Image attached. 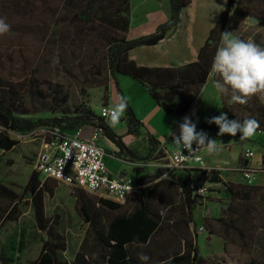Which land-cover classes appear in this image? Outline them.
Returning <instances> with one entry per match:
<instances>
[{
    "label": "rangeland",
    "instance_id": "374dc122",
    "mask_svg": "<svg viewBox=\"0 0 264 264\" xmlns=\"http://www.w3.org/2000/svg\"><path fill=\"white\" fill-rule=\"evenodd\" d=\"M206 1L214 2L217 8L223 7L222 0H202L203 3ZM102 2L104 5L111 4L106 0ZM120 2L122 0L116 5L123 10ZM131 3L128 39L156 32L157 27L153 29L152 19L159 21L167 13L170 15L169 0H159L156 12L152 1L131 0ZM198 9L200 12V7ZM77 10L75 3L68 0L66 3L63 0H0V17L11 25V30L0 36V76L5 77L12 90L18 91V97L24 96L28 106L40 108V112L32 114V117L74 115L84 110L99 114L102 106L114 107L119 100L108 68L107 47L109 40L120 38L122 33L115 32L111 24L103 20L101 7L97 8L89 23L73 17ZM251 18L255 19L254 23H250ZM226 31L231 32L235 38L253 41L264 47V0H239ZM119 78L121 89L136 116L157 139L164 140L171 133L179 134V123L184 115H167L145 87L131 77L119 75ZM215 78L216 74L212 73L209 77L210 85L203 96V101H209L210 104L214 102L213 95L218 93L222 96L215 88ZM14 98L16 97L12 99ZM65 98L67 101L63 102ZM258 99L264 106V95L258 94ZM217 110L219 112L215 116L224 113L221 103ZM187 116L191 118V113ZM197 118V131L203 130L210 139H216L219 148L213 154L203 150L205 165H216L211 167L217 173L211 171L201 176L208 189L203 195V205L194 213L195 221L200 226L197 242L201 253L207 259V264H264V198L256 196L247 202L236 200L226 187V184L264 186V165L260 160L264 148V133L257 130L254 136L246 140H240L239 133L236 137L227 134L217 136L219 129L215 124L199 121L201 117L197 115L193 121ZM125 120L126 113L115 126L118 131L122 129ZM1 129L0 127V132ZM43 129H37L34 135L30 133L25 136L8 130L9 135L18 140L19 144L12 151L0 149V184L19 195L23 194V188L35 170L45 137ZM92 131L93 127L86 125L82 135L88 136ZM169 141L170 138L166 142ZM106 149L109 151L107 162L116 160L110 149ZM247 149L255 154L251 165L260 169L249 182L239 172L243 153ZM163 156L160 154L156 158ZM166 163L161 158L159 161H152L149 166L137 167L139 173L147 174L142 179L144 189L148 190L153 186L155 177L162 172V166ZM217 166L222 167L218 170ZM174 175L186 174L175 172ZM51 182L55 184V181ZM57 184L56 195L53 198L46 196L47 213L52 218L60 216V229L68 242V251L63 256L73 260L87 236L89 224L77 210L74 196L77 188L60 182ZM175 186V183L160 186L158 190L161 191V196L151 200L161 208L164 206L162 216L165 220L151 244L131 247L137 255L142 252L149 257L153 254L159 258L183 246V234L188 229L184 220L188 221L189 217L180 211L182 202L171 211L166 209L167 204L175 198L180 201L179 189ZM85 192L102 198L97 193ZM139 199L140 197H135V200L126 202L116 210L101 208L98 215L107 220L119 214H128L137 207ZM6 205V201H0V207ZM18 205L23 209L22 216L18 221L8 222L0 231V264H30L37 259L43 241L48 237L47 232L37 229L34 212L27 198H20ZM205 224L215 233L209 234L202 229ZM189 227L192 232L193 225L190 224Z\"/></svg>",
    "mask_w": 264,
    "mask_h": 264
},
{
    "label": "trees",
    "instance_id": "16d2710c",
    "mask_svg": "<svg viewBox=\"0 0 264 264\" xmlns=\"http://www.w3.org/2000/svg\"><path fill=\"white\" fill-rule=\"evenodd\" d=\"M66 1L63 0L65 3ZM68 1L75 3L76 9H78L73 16L75 19L89 23L93 19L94 12L101 7L104 13L103 20L110 23L115 32L122 33L120 38L109 40L107 47L108 68L119 98L126 96L121 89L118 76H128L145 87L151 98L167 115L183 116L202 93L213 73L211 66L215 52L221 43V33L229 27L230 16L237 9L239 0H227L225 10L210 31L196 61L183 66L170 67L138 65L130 58V52L141 46L157 45L164 40L168 32L178 27L181 22L182 10L192 0H170L171 17L169 21L160 25L156 32L135 39H128L127 37L131 25L130 0L120 2L124 7L123 10H120V7L116 5L120 0H106L111 2L108 5H104L102 0ZM216 79H218L217 76ZM12 93L13 95H11ZM17 93L18 91L11 89L5 77L0 76V127L2 128L0 149L12 151L19 144L18 140L9 135L8 130L25 136L40 128H58L62 133L72 135L86 125L100 129L102 134L119 148L127 149L123 137L113 127L109 126L107 120L94 111L84 110L74 115L64 114L56 117L40 116L35 118L31 115L40 112V108L28 106L24 96L18 97ZM14 96L16 98L12 99ZM221 99L228 117L232 120L239 119L241 122L244 118H254L260 124L258 131L264 132V106L259 103L258 95L253 96L245 105L231 103L230 98L223 94ZM65 101H67L66 98L63 102ZM125 113L130 133L141 135L140 128L144 124L136 116L129 100ZM149 144L150 149L146 155L132 150L128 151L135 159L153 161L159 142L153 135H149ZM244 161L243 159L242 164ZM262 164L264 165V155ZM212 172L217 173L216 170H212ZM163 174L164 170L157 174L154 181ZM214 179L216 178L214 177ZM51 181H55V184ZM137 181L143 185L142 179H137ZM194 181L195 177L191 175L183 176L180 184L173 180L161 178L151 188L142 189L139 195L129 200L140 197L139 204L133 211L128 214H119L107 220L98 215V210L101 208L116 210L122 208L123 204L105 198H96L77 188L74 191L76 207L79 214L89 224V230L73 260H69L63 256L68 251V242L60 229V216L57 215L53 218L48 216L46 208V196L49 195L53 198L56 195L58 181L52 179L43 181L40 173L33 170L21 195L4 184H0V201L4 200L8 203V205L0 207V231L8 222L18 221L22 216L23 209L18 204L20 198L23 197L27 198V202L33 209L37 229L48 233V237L43 241L39 256L30 264H141L137 253L135 250H131V247H143L152 243L165 218L162 216L164 206L161 208V206L153 204L151 200L161 196V191L158 190L160 186L175 183V187L179 189L180 201L175 198L167 204L166 209L171 211L182 202L180 211L189 217L188 221L184 220V224L188 227L183 234L182 241L184 243L182 247L179 246L178 249L168 252L163 257L158 258L151 254L148 264H160L161 261L169 257H174L172 264H207V259L202 255L197 242V232L200 226L194 218L195 210L203 205L204 196L194 192ZM216 181L220 182V180ZM178 185H182V187L180 188ZM226 187L232 194V198L236 200L247 202L256 196L264 198V186L226 184ZM190 224L193 225L192 232L189 227ZM202 229L208 231L209 234L215 233L214 230L207 228V224ZM93 253L97 254L95 259H85L86 256L91 257Z\"/></svg>",
    "mask_w": 264,
    "mask_h": 264
},
{
    "label": "built area",
    "instance_id": "2783aa9c",
    "mask_svg": "<svg viewBox=\"0 0 264 264\" xmlns=\"http://www.w3.org/2000/svg\"><path fill=\"white\" fill-rule=\"evenodd\" d=\"M111 109V106H102L98 115L107 120L105 113L110 112ZM43 130L45 132L43 147L38 153L35 164V170L40 173L43 181L56 180L74 188L97 193L102 198L119 204H125L144 189L136 178H120L110 171L105 161L106 150L99 143L102 136L100 129L93 127L92 133L88 136L82 135L83 128L72 135L64 134L58 128ZM35 133L36 131L31 135ZM203 150L190 156L180 147L173 151L163 148L158 156L163 154L161 158L167 161L162 166L164 175H167L165 177L180 184L181 178L175 177V172L180 171L194 176V192L205 195L208 189L200 179L201 175L204 172L210 173L215 168L205 165ZM254 156V152L247 149L243 153V159L248 162L243 163L239 170L248 182L260 172V169L249 164ZM161 158H156L155 161Z\"/></svg>",
    "mask_w": 264,
    "mask_h": 264
},
{
    "label": "crops",
    "instance_id": "0c3cea01",
    "mask_svg": "<svg viewBox=\"0 0 264 264\" xmlns=\"http://www.w3.org/2000/svg\"><path fill=\"white\" fill-rule=\"evenodd\" d=\"M146 1L149 2L152 1L155 9L154 12L158 11L159 0H146ZM222 1H223V7L217 8L214 6V2L206 1L205 3H203L202 0H192L191 3L188 6L184 7V9L182 10L181 22L177 28L168 32L166 38L157 45L141 46L132 50L130 52V58L134 60L138 65L149 66V67L183 66L196 61L198 59L200 49L204 46V44L206 43L209 37L210 31L217 24V22L221 17V14L226 8L227 0H222ZM199 7L201 10L200 12L198 9ZM131 11H132V3H131ZM170 17H171V4H170V15L167 13L159 21L155 20L154 18L152 19L151 22L153 23L154 26L153 29H156V27L158 28L160 25L168 22ZM208 85H210L209 79L202 93L199 95V97L193 103L192 107L184 116L191 113L192 120L197 115L198 117H201L199 121L205 122L206 118H210L217 115L216 112H219L217 110L219 103H221L222 110L225 113L220 94L217 93L213 95L214 102L211 104L209 103V101H203V96L208 89ZM143 124L144 126L140 128L141 135L130 133L127 120L123 122V127L120 131H118L116 127H113V129L120 136L123 137V141L127 149L119 148L115 143H113L103 134L100 138L99 143L106 150L105 161L110 171L114 175L120 178L143 179L144 176L147 175L145 174V172L139 173V170L136 169L139 166H149L150 163H152V161H140L138 159H135L128 151V150H132L134 152H140L142 155H146L148 153L150 149L149 135H153V134L147 129L144 122ZM263 133L264 132H262V134ZM169 138L170 141L166 142ZM157 141L159 142V145L157 146V151L154 155L155 159L156 157H158V153L161 152L163 148L167 149L168 151H173L178 148V146L172 142V135H170L168 138L164 140L157 139ZM106 148L110 149V152L116 157V160H113L112 162L109 163L107 162L106 156L108 155L107 152L109 151H107ZM263 155H264V148H263V152L260 154L261 164H262ZM247 162H248L247 160L244 161V163ZM249 164H251V160L249 161ZM208 165L209 167L216 166L213 164H208ZM221 167L217 166L216 168L219 170L221 169ZM174 176L182 178L184 175L182 176L174 175ZM161 178L172 180L171 178L165 177V175L163 174L159 179L155 180L153 184L159 181Z\"/></svg>",
    "mask_w": 264,
    "mask_h": 264
},
{
    "label": "clouds",
    "instance_id": "9594fccd",
    "mask_svg": "<svg viewBox=\"0 0 264 264\" xmlns=\"http://www.w3.org/2000/svg\"><path fill=\"white\" fill-rule=\"evenodd\" d=\"M10 30L11 25L0 17V36ZM221 37L211 66V71L218 77L214 81L215 88L221 94L230 96L231 103L240 105L247 104L253 96L264 95V47L253 41L235 38L229 31L222 32ZM127 108L128 99L121 96L111 111L105 113L109 126L119 124ZM205 122L218 127L217 136L227 134L236 137L239 133L240 140L251 138L260 128L259 121L254 118H244L241 122L239 119L230 120L226 113L206 118ZM197 123L198 118L194 122L189 116H184L179 123V134L171 133L172 142L186 150L190 156L202 149H206L209 154L218 152L216 139H210L203 130L197 131ZM96 256L93 253L85 259L93 260ZM173 259L174 257H169L160 264H172ZM138 260L141 264H148L150 257L141 252L138 253Z\"/></svg>",
    "mask_w": 264,
    "mask_h": 264
},
{
    "label": "water",
    "instance_id": "95a60500",
    "mask_svg": "<svg viewBox=\"0 0 264 264\" xmlns=\"http://www.w3.org/2000/svg\"><path fill=\"white\" fill-rule=\"evenodd\" d=\"M254 22H255V19L254 18H251L250 19V23H254ZM210 213H211V211L208 212V214H210Z\"/></svg>",
    "mask_w": 264,
    "mask_h": 264
}]
</instances>
